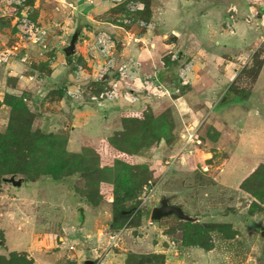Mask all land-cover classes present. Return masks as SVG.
<instances>
[{"label": "rangeland", "instance_id": "obj_1", "mask_svg": "<svg viewBox=\"0 0 264 264\" xmlns=\"http://www.w3.org/2000/svg\"><path fill=\"white\" fill-rule=\"evenodd\" d=\"M226 1L216 3L217 9L221 6V12L213 11L206 23L213 25L219 22L220 17L223 18L222 9ZM233 2H236L240 11L237 15V33L233 36L225 34V37L236 45L241 40L238 29L245 25L242 18L247 14V5L244 0ZM47 6L52 10L51 5ZM6 8L10 16L0 18L1 45L2 42L13 41L10 33L12 10L8 6ZM52 32L61 35L64 30L53 28ZM6 33V36H1ZM71 34L66 32L62 35L66 45ZM263 46L261 42L253 50L249 63L240 64L239 72L231 84L227 87L226 84L221 85L212 94H204L200 102L188 103L190 110L183 109L185 104L176 105L166 98L160 100L162 107L144 112L168 114L175 137L167 143L162 138L160 142L133 155L136 164L147 167L148 178L142 183L136 200L124 204L126 208L136 205V209L119 227L111 225L113 215L109 202L103 199L98 206H93L81 196L80 190L84 188L85 181L80 173L55 181L43 174L30 179L21 172L14 175L15 178L28 179V183L21 187L0 183V249L28 255L26 249L31 253L56 252L59 264H68L78 259L79 250H82V256L95 259L98 263V258L92 257H96L102 247L146 254L158 245V248L171 247L172 251L177 250L178 255L172 256L171 260L175 262V257L185 260L182 264H264V236L261 235L264 230V204L240 188L244 177L259 164H264V98L259 93L260 88L264 91V69L260 78L255 77V63L262 55ZM64 47L59 51V57L66 59L73 56H65ZM64 68V74L68 70L71 73L69 66L64 65ZM165 78L175 82L173 74L165 75ZM25 81L29 84L32 82L28 78ZM229 86L239 89V95L227 93ZM30 89L23 86L18 94ZM4 95L0 93V100ZM225 95L228 96L223 98ZM23 100L34 113L32 129L56 131L67 136L64 127L50 129V125L59 118L57 114L51 113L52 109L57 110L55 106L52 109L45 105L32 108L28 97ZM211 100L214 105L205 107L203 101L210 103ZM0 109V133H3L9 120V107L4 105ZM254 110H258L259 114ZM44 114L49 116L48 121L42 117ZM95 122L90 127V137L103 136L101 125ZM190 125L197 126L196 138L200 142L187 143L185 146L184 134ZM109 134L111 132L105 135ZM79 137V134L74 133L67 140L66 148L70 151L78 149ZM3 176L9 177L10 174ZM148 188L152 191L148 192ZM163 197L195 217L197 220L193 222L202 225L227 224L232 235L225 237L229 232L218 231L220 228L210 231V250L191 244L190 240H187L188 244L185 243L183 220L175 215L164 216L160 220L150 219L152 208L159 205ZM80 207L83 208V216L80 215ZM251 208L255 210L252 214L249 211ZM5 244L7 247H4ZM70 244L74 245V249H69ZM188 248L197 249L199 253H194L192 258H184L180 251Z\"/></svg>", "mask_w": 264, "mask_h": 264}, {"label": "crops", "instance_id": "obj_2", "mask_svg": "<svg viewBox=\"0 0 264 264\" xmlns=\"http://www.w3.org/2000/svg\"><path fill=\"white\" fill-rule=\"evenodd\" d=\"M3 1L0 0V18L10 16L9 9L6 8ZM72 1L75 4L72 12L68 10L56 12L54 9L56 6L55 1L49 0L44 1V3L43 0H40L35 2L33 13L36 14V20L40 23L51 27V29L64 30L61 34L63 36L66 32L73 34L74 31H78L73 56L66 59L59 57V51L62 47L66 46L64 44L57 51L55 61L45 65L47 70L43 71L40 69L44 59L34 54H32L33 58L31 62L27 65L21 63L16 58L8 65L0 66V93L9 92L18 94L23 86H28L31 88L27 92L30 94V98L28 99H30L29 105L32 108H36V105L38 107L45 105L52 109L55 106L57 110L52 109L51 113L57 114L59 118L50 125V129L64 127L63 129L67 130L68 141L74 133L79 134L80 146L78 149L72 151H77L84 145L95 146L99 139L104 137L107 132H111L112 134L115 130H118L120 127L119 115L125 108L124 104L119 100L103 101L100 105L96 106L87 103L84 99H77L78 101L74 102L65 95L61 97L57 96V93L51 95L52 98L44 99L49 91L56 88H64L69 83L71 76L69 70L64 74L66 70L64 65L69 66L68 62L72 57L76 56L86 62L87 49L81 42L83 37L88 38L100 29L109 32L117 42L118 61L128 58L139 61L140 68L137 72L139 76L155 77L158 82L167 87L173 82L170 79H166L165 75L173 74L175 77L177 67L175 66L177 65L176 61H170L169 53H177L181 62L192 60L193 79L190 87L183 88L177 96L170 98L176 105L183 103L185 104L183 109L188 108L190 110L191 107L188 103L194 101L200 102V98L204 94H212L221 85L226 84L227 87L231 84L239 72L240 64L251 61L253 50L261 44V39L264 36L262 35L264 27L258 23V20L252 19L248 23L244 20L245 14L244 17L241 16L243 17L242 22L245 25L238 29V33L240 32V42L234 45L225 37V34L233 36L237 33V22L234 33H229L223 28V22L229 5L237 7V15L240 13L239 6L233 0L225 2L226 4L222 9L223 18L220 17L219 22L216 21L213 25L205 21L213 11L219 10L221 12V6H219L220 9H217L215 5L222 0H149V19L155 22L153 30L118 24L115 20L117 12L115 13L112 10L115 7L104 0ZM244 1L246 3V0ZM48 4L52 6V10L48 8ZM259 11L263 13L264 9L260 7ZM70 13L72 14L71 17L69 16ZM10 33L12 35L14 33L12 25ZM7 34H1V36H6ZM262 43L264 44V39ZM5 44L10 43L2 42L0 48ZM252 45L253 47L250 48ZM262 49L263 63L256 79L260 78L263 74L264 46ZM30 74L35 75L38 79L29 84L25 80H27L26 76ZM230 87H228L227 91ZM237 91L235 94L239 95V89ZM262 92L264 93L262 88H260L259 93L263 96L261 98H264ZM228 93H231V90ZM226 96L228 95H225L223 98ZM203 103L205 107L214 105L213 100L210 103L208 101H203ZM254 111L258 112V110ZM42 117L47 121L50 119L45 114ZM95 121H98L97 124L101 125L102 129L100 130H102L103 136L90 137L89 134L92 132L90 127L92 123H96ZM81 236L84 237L82 233ZM64 244H66L65 240ZM4 247H7L6 244ZM26 250L29 253L27 257L33 258V264H59L56 252L39 251L31 253L28 249ZM172 250L173 248L171 249V247H165L164 249L158 248L157 245L151 252L163 253L165 255L164 264H182L185 260H177L176 257L175 262L171 260L172 256L178 255L177 250ZM10 251H7L6 248H1L0 254H7ZM81 252L82 250L78 251V259L75 260V264H83L84 259H87L85 256H82ZM127 252L102 247L99 252L97 251L98 255L96 254V257L93 256L92 258H98L99 264H125ZM180 252L184 258H192L194 257V253H199L197 249L189 248L186 251L181 250Z\"/></svg>", "mask_w": 264, "mask_h": 264}, {"label": "trees", "instance_id": "obj_3", "mask_svg": "<svg viewBox=\"0 0 264 264\" xmlns=\"http://www.w3.org/2000/svg\"><path fill=\"white\" fill-rule=\"evenodd\" d=\"M142 1L145 3V10L140 15L149 19L150 1ZM114 7L112 10L115 13L123 10L122 5ZM32 18L36 19L35 13L32 14ZM262 55L255 63V77L263 63ZM43 61L40 69L44 71L45 65L49 62L47 59ZM175 63L178 65L177 61ZM190 85L180 86L175 76V82L168 88L172 91L179 87V92L173 93L174 98L183 88ZM89 86L92 92H96L103 88V83L91 81ZM56 93L59 97L64 96L63 88L49 91L44 99L52 98L51 95ZM25 97L30 98V94L7 92L0 100V107L2 104L9 107L8 124L5 131L0 133V183L4 182L5 174L14 176L22 172L30 179H36L43 174L58 181L80 173L85 181L84 188L80 190L81 196L93 206H98L103 199L109 202L113 215L111 225L119 227L136 209V205L126 208L124 204L136 200L142 183L148 178L147 167L136 164L133 155L139 154L141 150L155 142H160L162 138L167 143L175 137L168 114L154 115L152 112L144 114L150 109L154 111L156 107H162L160 100L168 97L149 100L140 98L135 103H123L125 108L119 115V129L100 138L95 146L84 145L77 151L66 148L68 140L66 135L56 131L32 129L34 113L23 100ZM27 178H23L25 183H28ZM240 188L264 204V164H259L246 175L240 182ZM249 211L252 214L255 210L251 208ZM182 224L186 233L184 242L190 240L191 244L204 250L212 248L211 242L208 241L210 231L220 228L218 231L229 232L225 237L232 235L227 224L202 225L193 221H182ZM164 261L165 255L156 252L127 253L125 258V264H164ZM69 263L75 264V261ZM0 264H33V258H28L27 254L10 251L7 254H0Z\"/></svg>", "mask_w": 264, "mask_h": 264}, {"label": "built area", "instance_id": "obj_4", "mask_svg": "<svg viewBox=\"0 0 264 264\" xmlns=\"http://www.w3.org/2000/svg\"><path fill=\"white\" fill-rule=\"evenodd\" d=\"M40 0H4L6 6L12 10L11 25L14 29L13 41L0 48V64L8 63L18 59L21 63H30L32 54L47 59L52 63L56 59L58 48L65 44L62 35L52 32L51 27L40 23L32 18L34 4ZM49 1V0H44ZM56 2L55 11L68 10L72 12L75 4L72 0H53ZM112 6H123V10L115 15L118 24L136 26L145 30H153L155 22L140 15L145 10V3L142 0H104ZM247 14L246 22L252 19L264 27V12L260 13L259 8L264 9V0H246ZM223 27L229 33L235 32L238 9L229 5L226 11ZM70 17L72 14L70 13ZM264 36L261 39L263 42ZM81 42L87 49L86 62L79 58L72 57L70 66V81L63 88L64 95L72 100L84 99L87 103L100 105L103 101L121 100L123 103H135L140 98L149 100L152 98H171L173 93L179 92V87L172 91L158 82L155 77H141L138 75L140 62L131 58L118 61L117 42L115 38L105 30H98L90 37H83ZM48 53H51L48 55ZM171 62H178L176 77L180 86L189 85L193 79V62L188 60L181 62L177 53L170 52ZM166 62V61H165ZM30 81L37 80L35 75L26 76ZM40 81V79H39ZM91 81L103 83V88L92 92L89 86ZM197 126H189L185 135V146L187 143L197 142ZM188 152H191L187 149ZM152 191L151 188L147 189ZM64 243V241H63ZM69 249H74L70 244Z\"/></svg>", "mask_w": 264, "mask_h": 264}, {"label": "water", "instance_id": "obj_5", "mask_svg": "<svg viewBox=\"0 0 264 264\" xmlns=\"http://www.w3.org/2000/svg\"><path fill=\"white\" fill-rule=\"evenodd\" d=\"M78 37V31H74L70 37L69 43L63 48L65 56H71L74 53L75 42ZM4 182L10 183L15 187H20L24 180L23 178H15V176L5 177ZM81 215L83 216V208L80 207ZM175 215L178 219L183 221H196L195 217H192L185 213L181 206L170 204L166 197H163L159 205L154 206L151 210L150 219L151 220H160L164 216ZM261 235L264 236V230L261 232ZM83 264H99L95 259L87 258L84 259Z\"/></svg>", "mask_w": 264, "mask_h": 264}, {"label": "flooded vegetation", "instance_id": "obj_6", "mask_svg": "<svg viewBox=\"0 0 264 264\" xmlns=\"http://www.w3.org/2000/svg\"><path fill=\"white\" fill-rule=\"evenodd\" d=\"M230 90H231V93H232V94L238 92L237 89H235V88H229V90L227 91V93H228Z\"/></svg>", "mask_w": 264, "mask_h": 264}]
</instances>
